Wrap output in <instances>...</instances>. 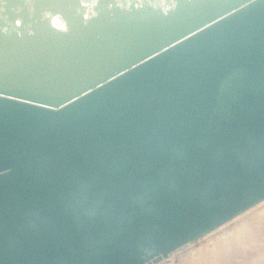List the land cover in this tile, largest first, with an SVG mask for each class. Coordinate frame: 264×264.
<instances>
[{
    "label": "water",
    "instance_id": "water-1",
    "mask_svg": "<svg viewBox=\"0 0 264 264\" xmlns=\"http://www.w3.org/2000/svg\"><path fill=\"white\" fill-rule=\"evenodd\" d=\"M264 199V0H0V264H153Z\"/></svg>",
    "mask_w": 264,
    "mask_h": 264
},
{
    "label": "rangeland",
    "instance_id": "rangeland-1",
    "mask_svg": "<svg viewBox=\"0 0 264 264\" xmlns=\"http://www.w3.org/2000/svg\"><path fill=\"white\" fill-rule=\"evenodd\" d=\"M262 214L264 215V199L239 213V216L236 215L201 237L173 250L169 254L170 261L174 264H264V218L251 223L250 236L243 234L241 238L224 243L221 251L219 249V256L206 260L207 255L215 256L217 251L213 237L223 235L224 231L230 228L235 229L240 220L262 217Z\"/></svg>",
    "mask_w": 264,
    "mask_h": 264
},
{
    "label": "bare ground",
    "instance_id": "bare-ground-1",
    "mask_svg": "<svg viewBox=\"0 0 264 264\" xmlns=\"http://www.w3.org/2000/svg\"><path fill=\"white\" fill-rule=\"evenodd\" d=\"M255 205V204H254ZM260 213V212H259ZM237 216H239V215H237ZM235 217V216H234ZM257 217V218H256ZM256 217H254V219H252V217L251 218H249L247 221H245V220H240L237 224V226L235 227V229H233V228H230L231 229V231H230V229L229 230H227V231H224V233H223V235H218V236H215V237H213V239H212V241H214V244L216 245L217 244V253L215 252V256H212V257H210V256H206V260H208V259H211V258H213V257H217V256H219V254H220V251H221V247L224 245V243H227V242H229V241H232V240H236V239H238V238H241V235H243V234H247V235H249L250 236V234H252L251 233V228H250V225H251V223H253V221L254 220H256V219H260L261 220V218H264V215L262 214V217H259V216H256ZM241 223V224H240ZM255 223V222H254ZM211 247V246H210ZM205 248V247H204ZM219 249H220V251H219ZM216 250V249H215ZM205 251V250H204ZM203 253V252H202ZM208 254H210V252L208 253ZM211 255V254H210ZM202 256H203V254H202ZM201 260V259H200ZM159 264H174L172 261H170V255H168L167 257H165V258H163L160 262H159Z\"/></svg>",
    "mask_w": 264,
    "mask_h": 264
},
{
    "label": "built area",
    "instance_id": "built-area-1",
    "mask_svg": "<svg viewBox=\"0 0 264 264\" xmlns=\"http://www.w3.org/2000/svg\"><path fill=\"white\" fill-rule=\"evenodd\" d=\"M160 262V261H159ZM159 262H157V263H153V264H159Z\"/></svg>",
    "mask_w": 264,
    "mask_h": 264
}]
</instances>
